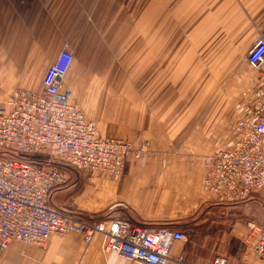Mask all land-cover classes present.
<instances>
[{
  "label": "crops",
  "instance_id": "0c3cea01",
  "mask_svg": "<svg viewBox=\"0 0 264 264\" xmlns=\"http://www.w3.org/2000/svg\"><path fill=\"white\" fill-rule=\"evenodd\" d=\"M167 1V24L161 33L153 36L155 43L166 42L167 57L182 58L183 65L184 58L193 51L188 46L183 48V44L175 49L172 41H198L202 35L203 41L216 43L221 51L227 46L229 52L233 43L254 42L264 34V0ZM64 2L0 0V95H4L0 101L11 94L6 97L7 90L21 89L16 87L18 75H22L21 80H26L29 88L27 77L32 63H37L33 59H42L40 65L51 64L65 44L72 48L74 60L89 58L94 50L84 15L89 0H70L66 7ZM240 6L245 8V18L242 17L245 22L240 20ZM158 20L157 12L152 18L153 28L158 27ZM173 69L174 63L169 60L167 70ZM252 75L254 85L256 72ZM42 77L38 80V92L42 90ZM183 110L173 115L168 113L164 121L159 119V114L152 116L151 130H135L138 139L134 148H140L150 138L148 148L140 158H130L121 176L86 179L81 173L69 170L68 184L50 195V204L84 219H126L147 227L181 231L187 239L172 244L171 264H178V259L181 264H209L217 256L224 257L227 264H242L245 259L248 264H262L254 256H247L240 245L248 230L246 223L255 220L248 218L242 231L235 230L239 219L236 209L248 200L221 202L203 185V157L225 147L219 144L216 131L211 130L221 115ZM159 122L166 126L159 128ZM155 123L157 129H153ZM218 214L236 219H231L234 223L227 232H218L221 237L218 236L217 242L216 231L208 230L215 223L213 216ZM259 223L264 226V222ZM0 264L135 263L115 252L104 251L99 234L89 242L80 234H67L50 236L43 247L12 242L0 252Z\"/></svg>",
  "mask_w": 264,
  "mask_h": 264
},
{
  "label": "built area",
  "instance_id": "2783aa9c",
  "mask_svg": "<svg viewBox=\"0 0 264 264\" xmlns=\"http://www.w3.org/2000/svg\"><path fill=\"white\" fill-rule=\"evenodd\" d=\"M73 60V50L65 44L46 69L41 91L14 89L0 101V252L12 242L43 247L52 235L80 234L89 242L99 234L106 252L135 264H171L169 250L187 239L183 232L126 219H84L49 202L69 181V170L91 178L118 177L135 152L121 139L100 135L72 101L64 81ZM246 61L256 78L235 114L234 137L203 157V185L221 202L255 197L264 203V34L256 38ZM246 225L245 253L264 264V229L251 221ZM209 264L227 261L217 256Z\"/></svg>",
  "mask_w": 264,
  "mask_h": 264
},
{
  "label": "rangeland",
  "instance_id": "374dc122",
  "mask_svg": "<svg viewBox=\"0 0 264 264\" xmlns=\"http://www.w3.org/2000/svg\"><path fill=\"white\" fill-rule=\"evenodd\" d=\"M69 2L65 0L64 7ZM167 2L89 0L84 15L85 24L90 27L94 50L89 53L88 59L74 60L65 79V87L72 92V101L94 123L100 135L121 139L135 151L129 155L127 162L130 158H140L148 148L150 138H146L140 148H134L138 139L135 138V130H151L152 116L159 114V119L164 121L168 113H180L184 108L192 114L221 115L211 130L216 131L219 144L227 146L234 137L235 114L245 105V97L254 88L252 74L255 71L246 61L247 52L254 43L252 41L233 43L227 52L229 47L221 51L216 43L203 41L200 35L198 41L188 38L184 42H171L175 49L183 44V48L188 46L193 51L184 58V65L182 58L167 57L166 42L159 43V47L153 36L161 33L167 24ZM157 12L159 25L153 28L152 18ZM240 14V20H243V6H240ZM243 32H246L245 29ZM169 49L171 51V47ZM169 60L175 67L170 71L167 70ZM33 61L37 63H32L27 77L29 88H26V80H21L22 75H18L16 87L38 92V80L50 64H38L42 59ZM40 72L43 74L39 75ZM12 91L7 90L6 97ZM157 124L159 128L166 126L161 122ZM157 128L155 123L153 129ZM75 171L86 179H92L82 171ZM236 210L239 217L236 231H242L244 220L251 217L256 223L264 222V203L255 197L240 203ZM225 215L213 216L215 223L208 230L212 233L216 231L217 242L218 236L221 237L218 232H227L234 223L231 219H236L230 217V221ZM259 222L257 224L264 227ZM243 239L240 245L244 249Z\"/></svg>",
  "mask_w": 264,
  "mask_h": 264
}]
</instances>
